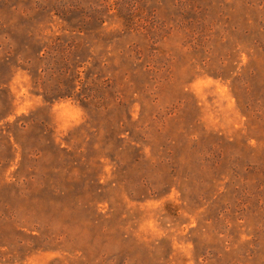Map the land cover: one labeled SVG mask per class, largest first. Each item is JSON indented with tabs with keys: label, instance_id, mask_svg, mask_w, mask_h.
I'll return each mask as SVG.
<instances>
[{
	"label": "rangeland",
	"instance_id": "rangeland-1",
	"mask_svg": "<svg viewBox=\"0 0 264 264\" xmlns=\"http://www.w3.org/2000/svg\"><path fill=\"white\" fill-rule=\"evenodd\" d=\"M0 264H264V0H0Z\"/></svg>",
	"mask_w": 264,
	"mask_h": 264
},
{
	"label": "trees",
	"instance_id": "trees-1",
	"mask_svg": "<svg viewBox=\"0 0 264 264\" xmlns=\"http://www.w3.org/2000/svg\"><path fill=\"white\" fill-rule=\"evenodd\" d=\"M70 95H68L67 93L64 94H59L57 97L58 98H68Z\"/></svg>",
	"mask_w": 264,
	"mask_h": 264
}]
</instances>
